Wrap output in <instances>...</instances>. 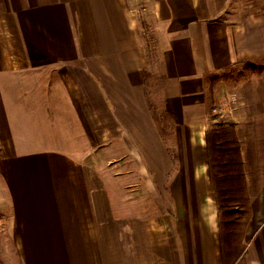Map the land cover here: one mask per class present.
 Wrapping results in <instances>:
<instances>
[{
	"label": "crops",
	"instance_id": "0c3cea01",
	"mask_svg": "<svg viewBox=\"0 0 264 264\" xmlns=\"http://www.w3.org/2000/svg\"><path fill=\"white\" fill-rule=\"evenodd\" d=\"M148 72L164 76L173 159ZM216 123L235 131L250 209L237 262L264 264V0H0L12 264H223Z\"/></svg>",
	"mask_w": 264,
	"mask_h": 264
},
{
	"label": "trees",
	"instance_id": "16d2710c",
	"mask_svg": "<svg viewBox=\"0 0 264 264\" xmlns=\"http://www.w3.org/2000/svg\"><path fill=\"white\" fill-rule=\"evenodd\" d=\"M159 119L156 117L160 125ZM161 133L163 134L162 129ZM205 141L209 178L218 197L219 216L221 211L232 214L235 211L232 204L245 206L248 201L238 139L231 124L217 123L206 133ZM219 222L221 224V220ZM220 235L222 241V232ZM223 242L228 244L229 240Z\"/></svg>",
	"mask_w": 264,
	"mask_h": 264
},
{
	"label": "rangeland",
	"instance_id": "374dc122",
	"mask_svg": "<svg viewBox=\"0 0 264 264\" xmlns=\"http://www.w3.org/2000/svg\"><path fill=\"white\" fill-rule=\"evenodd\" d=\"M151 50L155 51L153 48L155 45L152 42ZM152 51V53H154ZM149 49V53H150ZM148 79H147V95L149 98V102L153 107L155 117L160 118V128L163 131L164 138L167 140L168 148H169V155L170 157L175 158L177 155L175 154L173 149V144L171 142V138L167 137V134H170L174 126L171 123V117L167 114L164 107L162 106V85L164 81V76L161 74H152L148 72ZM214 125H217L214 124ZM230 128V127H229ZM211 182V181H210ZM212 188V185H211ZM213 191V188H212ZM215 200L217 202V195L214 193ZM247 205H237L232 204L234 207V212L232 214H224L223 211L220 212L219 221L221 220V230L222 232V259L223 264H248L247 259L243 256L237 262V258L240 254H243L244 248V239L246 237L245 229L250 219V209L248 206V201L246 202ZM149 210H155L156 203L155 202H148ZM220 223V222H219ZM229 240L228 244H225L223 240ZM4 246V247H3ZM15 256V252L12 249L8 248L7 245L5 246L3 243V235L0 234V264H12V257Z\"/></svg>",
	"mask_w": 264,
	"mask_h": 264
}]
</instances>
